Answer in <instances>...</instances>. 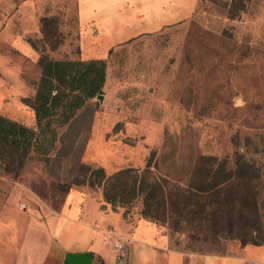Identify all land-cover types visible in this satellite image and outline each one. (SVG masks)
<instances>
[{"label": "rangeland", "instance_id": "374dc122", "mask_svg": "<svg viewBox=\"0 0 264 264\" xmlns=\"http://www.w3.org/2000/svg\"><path fill=\"white\" fill-rule=\"evenodd\" d=\"M208 1L223 9L212 29L197 19L171 26L147 37L152 42L148 47L114 54L109 70L122 84L116 88L112 79L110 88L128 106L111 108L122 109L129 124L139 130L142 126V134L125 136L120 122L106 135V142L111 140L102 151L108 156L103 167L107 175L125 168L142 170L148 164L154 176L182 188L201 157L241 156L259 170V179L248 186L245 197L230 186L202 196L201 213L156 222L169 247L184 254H221L233 243L264 245V0ZM71 10L50 3L43 8L38 31L30 39L38 62L77 61L76 17ZM106 94L102 89L101 95ZM20 108L28 112L30 107H0L6 114ZM103 110V102L88 101L72 126L60 130L48 163L32 155L16 176L0 169V221L14 216L21 221L20 233L25 230L3 242L14 256L30 254L31 262L38 263L39 252L53 244L52 230L67 194L71 189L91 190L72 185L65 194L61 187L76 174L78 161L100 167L87 160V149L93 119ZM28 128L35 129V121ZM140 211L137 202L126 220L134 221ZM46 262L63 264L64 259L49 257Z\"/></svg>", "mask_w": 264, "mask_h": 264}, {"label": "crops", "instance_id": "0c3cea01", "mask_svg": "<svg viewBox=\"0 0 264 264\" xmlns=\"http://www.w3.org/2000/svg\"><path fill=\"white\" fill-rule=\"evenodd\" d=\"M49 3L72 8L79 50L75 60L106 62L104 110L93 119L87 149L91 153L87 160L106 168L108 156L102 151L111 140L106 142L105 137L116 124H125V136L142 134V126L139 130L129 124L122 109L111 108L128 107L116 98L117 90L110 88L113 82L116 88L122 86L109 75L112 56L127 54L133 46L148 47L152 42L147 37L193 19L205 21L212 29L215 20L222 19L223 9L217 10L208 0H0V107H30L25 100L35 97L39 55L30 39L38 31V17ZM0 115L27 127L35 121L30 108L12 114L0 109ZM123 163L127 165L129 160L123 159ZM20 226V219L14 216L1 218L0 264H48L49 257L60 262L68 253L92 254V261L100 264H264V245L233 243L221 254L173 250L156 224L140 217L126 220L122 212L111 210L100 193L84 188L71 189L65 197L52 230L53 244L50 250L39 252L38 263L31 262L30 254L14 256L3 248V242L25 234V230L20 233Z\"/></svg>", "mask_w": 264, "mask_h": 264}, {"label": "trees", "instance_id": "16d2710c", "mask_svg": "<svg viewBox=\"0 0 264 264\" xmlns=\"http://www.w3.org/2000/svg\"><path fill=\"white\" fill-rule=\"evenodd\" d=\"M38 63L41 73L35 97L25 100L34 113L36 128L0 115V169L14 176L32 155L37 161H50L60 130L69 129L87 102L102 94L105 82L104 60L41 58ZM149 169L147 164L142 170L125 168L107 175L103 168L78 161L76 174L62 184L61 191L68 193L72 185L101 190L103 201L113 212L125 209L122 213L125 219L128 210L140 202V218L156 224L167 216L178 220L201 213L202 196L224 192L230 186L237 187L244 196L248 186L260 177L258 168L241 156L231 160L199 158L189 183L182 188L169 186L166 179L154 176ZM89 256L92 259V254Z\"/></svg>", "mask_w": 264, "mask_h": 264}, {"label": "water", "instance_id": "95a60500", "mask_svg": "<svg viewBox=\"0 0 264 264\" xmlns=\"http://www.w3.org/2000/svg\"><path fill=\"white\" fill-rule=\"evenodd\" d=\"M104 96L98 95L95 100L103 102ZM64 264H92V259L88 253H68L65 256Z\"/></svg>", "mask_w": 264, "mask_h": 264}, {"label": "built area", "instance_id": "2783aa9c", "mask_svg": "<svg viewBox=\"0 0 264 264\" xmlns=\"http://www.w3.org/2000/svg\"><path fill=\"white\" fill-rule=\"evenodd\" d=\"M22 208H24V205L22 206ZM115 247H116V248H119L120 246H118V245H115Z\"/></svg>", "mask_w": 264, "mask_h": 264}]
</instances>
